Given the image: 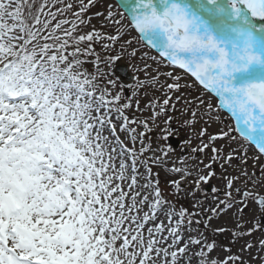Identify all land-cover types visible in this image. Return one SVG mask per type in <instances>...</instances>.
Instances as JSON below:
<instances>
[{"label":"snow or ice","instance_id":"snow-or-ice-1","mask_svg":"<svg viewBox=\"0 0 264 264\" xmlns=\"http://www.w3.org/2000/svg\"><path fill=\"white\" fill-rule=\"evenodd\" d=\"M118 2L122 12L94 14L108 33L91 24L97 0H0V264H245L230 248L214 258L216 241L193 217L231 213L234 237L264 233V167H247L264 157V0ZM122 58L143 62L134 96L162 93L147 115L138 104L140 116L125 114L124 85L101 67ZM173 111L186 117L185 144L199 141L191 151L212 154L193 165L197 191L222 184L206 209L169 198L193 176L186 158L169 170L174 191L161 186ZM214 123L223 126L209 134ZM250 204L260 218L245 221Z\"/></svg>","mask_w":264,"mask_h":264},{"label":"rangeland","instance_id":"rangeland-1","mask_svg":"<svg viewBox=\"0 0 264 264\" xmlns=\"http://www.w3.org/2000/svg\"><path fill=\"white\" fill-rule=\"evenodd\" d=\"M111 6V10L113 12H122L123 9L120 7L119 2L117 0H97V4L94 8L91 9V12L89 15H92L91 24L96 27L97 30H100L102 32H112L113 27L111 25H105L104 17L103 16H95L94 14L97 12L103 13L105 16L107 14L108 8ZM127 21H125L126 23ZM87 31V29H85ZM135 35V33H133ZM127 39V37H126ZM83 46V45H82ZM96 51L100 53L101 57L105 55L102 48L99 47V45H96ZM145 51H149L145 49ZM112 55H115V52L112 53ZM149 55H156L154 51H149ZM125 60L127 63L131 65V71L136 76V81L134 83H126L123 82L118 74L115 71V67L117 64ZM142 61L139 59L137 60H131L130 58L124 59L122 58L119 61L114 62L112 65L104 66L103 64L101 67L104 68L105 71H108L110 73V76L113 80L117 82L118 85H124L122 89H119V92L121 94V103H131L132 107L128 110H126V115L129 117H135L140 116V112L137 111V104L139 105V109L141 111L145 110L146 104L149 102V99L152 97L159 98L162 102L163 96L160 91L154 92L151 88L147 90V95L144 94L143 91H140L137 95H133V85L137 83V78L144 79V73L137 71L138 68L142 66ZM149 64H152V61H148ZM153 68L156 67L155 64H152ZM87 67L91 68L93 71H95V68L93 65L89 64ZM161 71H167L165 68H161ZM165 78L163 76L160 77V80L163 81ZM170 82V81H169ZM113 91H117V89L113 88ZM199 94V89L197 88L192 92V95L195 96ZM178 95V94H177ZM173 101H175V96L173 97ZM177 108L181 107L180 103L176 104ZM144 114L147 115V112L144 111ZM171 115L174 117V121L172 123V130L173 134L169 137L168 141L164 142L161 141L162 145H170L172 148V151L169 153L167 162L165 165L162 166V170L158 169L160 171V179H161V186L164 187L166 193H171L174 191L172 187H170L167 184V181L170 179H178V174L172 173L169 170L172 167H181V161L185 160L186 158V166L189 171H193V176L188 177L186 181L183 182V187L177 191V194L170 196L169 198L173 201V204L177 206H184L189 208V210H193L194 204L199 201L200 204L204 205L205 209L211 202V198L214 195L212 192L213 187H222V184L213 179L209 184H201L199 191L196 190V186L194 184V176L195 172L193 170V165L199 164L200 160H203L204 164H207L210 162L209 157L212 155L208 150H205L204 153L197 154L193 153L191 150L194 147H197L199 144V141L195 138H192L191 144H185V141L189 139V130L186 128L181 127V124L183 120L186 118L184 116H181L179 111H173ZM203 122L196 125L197 131L201 128ZM223 125L214 123L210 128H208L209 134H215L217 133L220 128ZM159 131V130H157ZM238 136V134H236ZM148 140L155 141V136L149 135ZM205 140H207V137H205ZM229 142L227 141H216V145H227ZM241 143H243L241 141ZM155 146V144H153ZM137 147H139V144H137ZM231 147L236 148L238 147V144L235 142H231ZM249 148L248 155L251 157L254 155V149L251 148V146H247ZM230 149L228 146L224 147V151L228 152ZM236 163H239V161H235ZM254 165V167H253ZM200 167H203V164H200ZM247 167L249 172H256L257 175H259V171L262 167H264V157L261 158L259 162H254L251 158L248 159ZM217 174H219V168L216 169ZM143 171V169H141ZM232 169H229V172H231ZM249 189H252L253 191H256L258 189H253L252 185H248ZM195 211H199V209H195ZM243 218L245 221L253 220L254 218H260V213L255 204H250L247 209L243 212ZM193 219H198L200 221L199 224L194 225V229H198L199 232L204 233L208 236L209 240H215L218 247L216 250L212 253V256L214 258H219L223 260L227 255L230 253L225 252L224 248H230L232 255H240L242 256L245 264H260L259 256H264V251H260L259 249V240L261 238H264V233L261 232H255L251 236H245L243 238L240 237H234L231 233L235 231L233 227V217L232 214L229 213L227 216H217L213 217L210 214L205 216V214H201L200 216L196 217L194 216ZM218 228H225L227 231L224 232H216L215 229ZM250 241L255 245L251 250L245 249V251L241 252V247L245 244V241Z\"/></svg>","mask_w":264,"mask_h":264},{"label":"water","instance_id":"water-1","mask_svg":"<svg viewBox=\"0 0 264 264\" xmlns=\"http://www.w3.org/2000/svg\"><path fill=\"white\" fill-rule=\"evenodd\" d=\"M115 71L123 82L134 83L136 81V76L131 71V65L125 60L117 64Z\"/></svg>","mask_w":264,"mask_h":264}]
</instances>
